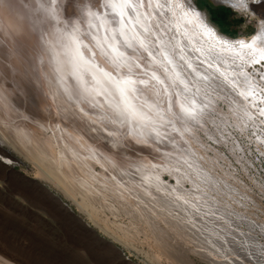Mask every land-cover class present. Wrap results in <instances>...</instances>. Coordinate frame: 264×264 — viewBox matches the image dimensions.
Instances as JSON below:
<instances>
[{
	"label": "bare ground",
	"instance_id": "6f19581e",
	"mask_svg": "<svg viewBox=\"0 0 264 264\" xmlns=\"http://www.w3.org/2000/svg\"><path fill=\"white\" fill-rule=\"evenodd\" d=\"M211 1L248 12L259 0H245L246 8L239 6L242 0ZM51 2L0 0V186L11 178L13 162L5 156L13 153L31 166L37 181L61 189L97 225L88 206L103 201L108 187L117 211L135 215L136 208L148 224L157 225L151 212L162 206L159 211L171 212L173 226L180 222L181 230L196 232L215 250L165 248L153 225L159 252L173 264H196L195 253L214 264L212 253L223 251L229 232L225 239L214 237L220 206L207 190L219 184L217 191L237 202L235 191L243 183L225 169L226 160L214 147L204 143L213 151L216 178L205 174L196 158L190 160L187 149L195 136L204 140L199 132L217 143L230 136L223 130L213 134L229 114L221 113L220 100L237 120L241 114L250 119L258 104L264 115L261 21L249 38L232 39L220 34L193 0H71L67 10L65 0H55V11ZM142 155V162L131 159ZM10 180L21 195L40 202L37 182ZM187 182L189 193L159 196L161 190L178 194ZM103 227L121 242L117 226ZM250 248L247 261L264 264V244ZM0 264L18 263L0 254Z\"/></svg>",
	"mask_w": 264,
	"mask_h": 264
},
{
	"label": "rangeland",
	"instance_id": "374dc122",
	"mask_svg": "<svg viewBox=\"0 0 264 264\" xmlns=\"http://www.w3.org/2000/svg\"><path fill=\"white\" fill-rule=\"evenodd\" d=\"M193 2L220 34L232 39L249 38L256 31V24L264 19V7L260 6V0L256 7L248 12H239L222 4L210 3L209 0H193ZM261 65H264V62ZM255 68L262 69L260 65H256ZM218 104L222 109L221 113L225 114L229 111V114L227 113L228 117L221 124H216L217 129L213 134L218 135L223 130L226 131L225 136H230L217 143L210 137L207 138L205 133L199 132L198 135L204 140L201 141L195 136L187 151L193 157L190 160L196 158V161L201 163L200 166L204 168L205 174L210 173L212 178H216L219 170L211 160L213 151H206L208 147H205L204 143L214 147L221 157L225 158V169H229L233 177L243 183L239 184L235 191L240 193L234 196L237 202H234L233 197L227 200L226 192L217 191L221 187L218 186L219 184L211 186L213 190H207L208 198L220 206L216 210L217 220H215L220 227L214 237L225 239L222 236L229 232L226 235V244L222 245L223 251L212 253L215 258L212 260L214 264L245 262L251 264L252 262L247 261L246 253L250 252L252 245L264 244V115L260 114L258 109L261 104H258L255 105L258 108L254 107L252 111L256 113H253L250 119H246V116L241 114L237 120V115L233 116L223 100ZM239 122L240 128L236 129ZM15 155L11 153L5 156L13 162L8 170L11 178L29 182L31 185L37 182L39 184L37 189L42 195L39 203L35 198H26L18 192V187L13 186V180L9 181L11 178L5 181L6 184L3 183L2 187L6 188L0 186V254L2 256L18 264H173V261L159 252L155 235L152 234L154 227L151 226L154 224H148L136 213L138 212L136 208L133 209L135 215L126 210L117 211L115 206L117 208L118 206L110 197L109 187L105 190L103 201L91 200L88 206L92 209L96 220L100 222V225H97L87 213L79 209V205L74 203L75 200L69 199V196L59 191L61 189H55V186L52 187L53 185L46 181V183L41 180L38 182L30 171L31 166ZM156 155V153L152 155V161L155 163ZM131 159L139 163L144 161V156ZM163 178L170 185L175 184L174 178L168 175ZM105 185L112 184L107 182ZM190 188V182H187L183 186L184 191L177 194L169 193V190H161L159 196L168 199L176 195L182 196L189 193ZM99 196L101 197V193ZM107 204L113 206L110 208L106 206ZM164 209L163 211L153 209L154 213L150 211L154 218H158L153 219V222L157 223L154 225L157 230L155 228L154 230L163 234L159 239L163 247L192 250L200 245L206 247L204 249L209 247L210 252H214L212 246L203 244L200 237H195L196 232L181 230L179 227L184 225L180 226V222L178 226H173L170 221L171 212ZM221 209L223 211H220ZM216 214L214 213V217ZM159 216H163L162 220ZM105 223L110 227H118L121 242L108 235L103 227ZM241 245L245 246L242 250L238 249ZM194 255H191V259L196 264H209L208 258L203 260L200 256Z\"/></svg>",
	"mask_w": 264,
	"mask_h": 264
},
{
	"label": "snow or ice",
	"instance_id": "6c2138e0",
	"mask_svg": "<svg viewBox=\"0 0 264 264\" xmlns=\"http://www.w3.org/2000/svg\"><path fill=\"white\" fill-rule=\"evenodd\" d=\"M70 5H71V0H65V10H67V8ZM108 6H111V5H105V7H108ZM239 6L246 8L248 5L245 2V0H242L241 4ZM260 6L264 7V0H260ZM87 9H88V5H86V4L81 7L82 11L87 10ZM50 10L55 11V0H52V2L50 4ZM89 14L94 15V13H91L90 10H89ZM261 24H262V26H264V19L261 20ZM242 46H244V45H242ZM248 47H251V45H248Z\"/></svg>",
	"mask_w": 264,
	"mask_h": 264
},
{
	"label": "water",
	"instance_id": "95a60500",
	"mask_svg": "<svg viewBox=\"0 0 264 264\" xmlns=\"http://www.w3.org/2000/svg\"><path fill=\"white\" fill-rule=\"evenodd\" d=\"M209 1H210V3H213L211 0H209ZM213 4H214V3H213ZM246 17H248V16H245V18H246Z\"/></svg>",
	"mask_w": 264,
	"mask_h": 264
}]
</instances>
